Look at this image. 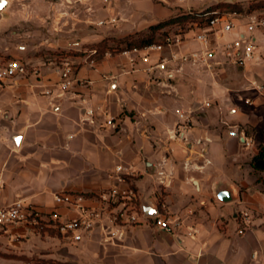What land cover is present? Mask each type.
<instances>
[{
  "label": "crops",
  "instance_id": "crops-1",
  "mask_svg": "<svg viewBox=\"0 0 264 264\" xmlns=\"http://www.w3.org/2000/svg\"><path fill=\"white\" fill-rule=\"evenodd\" d=\"M251 1L53 0L47 35L4 47L0 67L15 58L39 75L0 85V206L20 200L39 217L0 225V264H264V169L251 164L264 145V88H256L264 86V27L252 31L255 58L242 66L224 46L245 31V10L206 44L193 39L194 27L174 25L167 33L181 31L180 41L161 49L88 46L181 12ZM60 52L72 66L65 91L57 85ZM116 164L133 170L140 212L142 199L156 205L181 223L174 232L142 215L112 224L105 212L80 240L59 232L52 215L65 221L78 211L54 195L80 192L101 207ZM218 182L232 200L215 196Z\"/></svg>",
  "mask_w": 264,
  "mask_h": 264
},
{
  "label": "built area",
  "instance_id": "built-area-1",
  "mask_svg": "<svg viewBox=\"0 0 264 264\" xmlns=\"http://www.w3.org/2000/svg\"><path fill=\"white\" fill-rule=\"evenodd\" d=\"M68 3H83L85 0H66ZM84 4V3H83ZM212 17L209 23L205 26H200L196 21L188 22L186 28H195L193 39L207 43L208 33L223 34L231 31L235 26V19L242 15L237 10H218L211 11ZM246 19L245 31L238 32L237 35L229 40L224 48L226 54L232 59L235 64L244 65L246 62L255 58L257 49L255 40L252 36V31L258 27H264V14L256 12L244 13ZM75 20V19H74ZM91 24H101L104 20H88ZM182 37L181 31L167 33L161 43L151 44L149 47L161 49L164 46L171 45L180 41ZM135 49V48H134ZM58 73L60 79L57 82L58 88L61 91L67 90L72 83L70 72L72 70L71 63L67 59H62L59 63ZM33 74L36 77L39 75V70L35 67L28 68L25 63L18 59H7L0 67V85L5 78L15 75ZM255 83H253V86ZM257 89H262L264 86L257 85ZM45 94H50L51 90L45 89ZM59 94H61L59 92ZM87 114L95 115V110L87 109ZM108 124H113V118H108ZM116 184L101 191L98 195L101 207L89 206L84 203L85 196L80 192H60L54 195V200L57 204H63L77 209V215L65 220L58 221L56 214L52 215L54 226L60 233L70 236L73 240H80L85 233L90 232L96 224H100L105 218L112 224H134L140 222L139 215L144 218H149L160 229L174 232L180 226V222L176 219H171L166 213L158 211L154 215L142 214L137 202V191L128 182V177L133 174L130 166L123 164L115 165ZM159 174L165 179L167 176L165 171H159ZM160 180L162 184L165 180ZM121 184V185H118ZM105 212V214H104ZM104 214V215H103ZM29 216L34 218L39 217V213L32 208L28 211L20 200H16L8 205L0 206V225L11 224L18 221L26 220ZM244 222L248 221V214H243ZM106 232L113 233L110 229ZM190 233V232H189Z\"/></svg>",
  "mask_w": 264,
  "mask_h": 264
},
{
  "label": "rangeland",
  "instance_id": "rangeland-1",
  "mask_svg": "<svg viewBox=\"0 0 264 264\" xmlns=\"http://www.w3.org/2000/svg\"><path fill=\"white\" fill-rule=\"evenodd\" d=\"M52 1L53 0H9V3L0 8V56L3 54V49L7 45H20L23 38H25L27 42L37 43L39 38H42L50 32V19L52 15L50 4ZM244 4L245 3H240V5H237L233 9L243 12V10H245L242 7ZM238 6L242 9L240 10ZM257 9V11L256 9L251 11L255 10L258 14H264V8ZM171 29L172 27L167 30ZM163 30L166 29L163 28L156 32L158 40L162 38V33L160 32ZM113 39L117 40L118 37L110 36L109 39L105 40L107 44H115L116 42L113 41ZM95 44L97 43H91L88 44V46H94ZM64 57V52H60L57 54L56 60L61 61Z\"/></svg>",
  "mask_w": 264,
  "mask_h": 264
},
{
  "label": "trees",
  "instance_id": "trees-1",
  "mask_svg": "<svg viewBox=\"0 0 264 264\" xmlns=\"http://www.w3.org/2000/svg\"><path fill=\"white\" fill-rule=\"evenodd\" d=\"M236 2H219L213 5H210L201 10H190L178 13L174 16L161 20L157 23L149 25L146 30L137 31L135 33L127 34L123 37H118L117 40H114L115 44H107L105 39L106 37L94 46L95 52L105 51L107 49H116V50H130L134 48H143L151 44L163 42V34H166L168 30H163L162 38L160 40L156 37V32L162 30L163 28H171L174 25H177L181 28L185 26L188 22L196 21L198 25L205 26L209 23V19L212 17L211 11L218 9L222 10H231L236 7ZM241 10L242 8L238 6ZM264 8V0H253L246 7V12H251L253 9ZM251 164L255 169H264V145H259V151L253 156Z\"/></svg>",
  "mask_w": 264,
  "mask_h": 264
},
{
  "label": "water",
  "instance_id": "water-1",
  "mask_svg": "<svg viewBox=\"0 0 264 264\" xmlns=\"http://www.w3.org/2000/svg\"><path fill=\"white\" fill-rule=\"evenodd\" d=\"M7 4V0H0V8ZM243 138V136H241ZM215 196L221 201H229L234 198L231 189L225 182H218L215 187ZM141 211L146 215H154L158 212L156 205L147 202L145 199L141 201Z\"/></svg>",
  "mask_w": 264,
  "mask_h": 264
}]
</instances>
